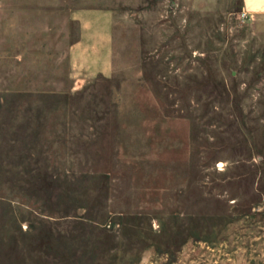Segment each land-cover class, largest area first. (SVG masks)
I'll return each mask as SVG.
<instances>
[{
	"label": "rangeland",
	"instance_id": "374dc122",
	"mask_svg": "<svg viewBox=\"0 0 264 264\" xmlns=\"http://www.w3.org/2000/svg\"><path fill=\"white\" fill-rule=\"evenodd\" d=\"M80 8L114 69L76 88ZM241 0H0V264H264V19Z\"/></svg>",
	"mask_w": 264,
	"mask_h": 264
},
{
	"label": "crops",
	"instance_id": "0c3cea01",
	"mask_svg": "<svg viewBox=\"0 0 264 264\" xmlns=\"http://www.w3.org/2000/svg\"><path fill=\"white\" fill-rule=\"evenodd\" d=\"M244 9V0H241ZM252 19H264V13H246ZM75 19L80 22L81 33L71 45L70 63L76 88H84L88 79L109 76L114 69L112 54V26L115 16L111 10L80 8Z\"/></svg>",
	"mask_w": 264,
	"mask_h": 264
},
{
	"label": "clouds",
	"instance_id": "9594fccd",
	"mask_svg": "<svg viewBox=\"0 0 264 264\" xmlns=\"http://www.w3.org/2000/svg\"><path fill=\"white\" fill-rule=\"evenodd\" d=\"M245 13H252L253 17L255 13H264V0H244Z\"/></svg>",
	"mask_w": 264,
	"mask_h": 264
},
{
	"label": "built area",
	"instance_id": "2783aa9c",
	"mask_svg": "<svg viewBox=\"0 0 264 264\" xmlns=\"http://www.w3.org/2000/svg\"><path fill=\"white\" fill-rule=\"evenodd\" d=\"M247 14L245 12H243V16H246Z\"/></svg>",
	"mask_w": 264,
	"mask_h": 264
}]
</instances>
